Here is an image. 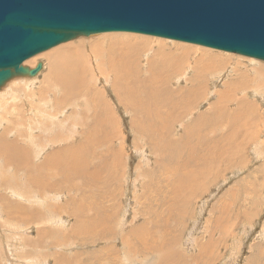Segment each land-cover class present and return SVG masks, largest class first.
I'll return each mask as SVG.
<instances>
[{
	"label": "rangeland",
	"instance_id": "374dc122",
	"mask_svg": "<svg viewBox=\"0 0 264 264\" xmlns=\"http://www.w3.org/2000/svg\"><path fill=\"white\" fill-rule=\"evenodd\" d=\"M125 34L135 44L143 38L135 70L145 82L188 91L196 71L208 72L201 104L169 130L137 117L115 91L108 53L124 50L127 43L111 40ZM84 42L94 59L82 83L67 86L60 72L49 77V58ZM177 43L130 33L79 37L25 62L30 69L43 64L37 77L0 90V264H264V62ZM212 58L221 63L215 70ZM240 100L250 108L236 124ZM218 102L229 103L221 117L234 123L192 130L199 169L156 165L152 136L180 141L201 115L198 124L210 128ZM202 168L205 175L190 177L186 188L174 183L181 171ZM51 202L59 213L50 212Z\"/></svg>",
	"mask_w": 264,
	"mask_h": 264
},
{
	"label": "water",
	"instance_id": "95a60500",
	"mask_svg": "<svg viewBox=\"0 0 264 264\" xmlns=\"http://www.w3.org/2000/svg\"><path fill=\"white\" fill-rule=\"evenodd\" d=\"M130 33L264 62V0H0V90L79 37Z\"/></svg>",
	"mask_w": 264,
	"mask_h": 264
},
{
	"label": "bare ground",
	"instance_id": "6f19581e",
	"mask_svg": "<svg viewBox=\"0 0 264 264\" xmlns=\"http://www.w3.org/2000/svg\"><path fill=\"white\" fill-rule=\"evenodd\" d=\"M114 36H115V39L111 40L112 44L127 43V46L124 48V50L120 51L119 53H108V56L110 57V61H111L109 68H111V70H113L117 75V81L115 82V84L117 85L118 89H116L115 91L120 96L121 101H124L126 105L133 107L134 113L137 117H145L148 121L154 122L157 127H158V124L161 125V123H167V125L164 124L165 125L164 127H166L167 130H169L171 128V125H172L171 122H173L174 120H181V119L185 118L186 116L189 115V113H191V108L193 106H196V105H197L196 107L199 106L198 104H199L200 99L202 98V95H203L202 91L205 88V86H203V84L205 83V74H208V72L199 71V70L196 71L195 74H193L191 79H190V81H193L196 83L188 91H182V90L173 91V90L169 89L167 83L166 84H159V85L155 84L154 82L156 81V78L145 82L144 80H141L140 75L135 70L136 53L140 49L145 48L142 46L143 38L140 39V44H135L133 41H131L129 39L128 40L124 39V38H129L131 35L125 34L122 36L121 35H114ZM177 44H179V42ZM179 46L183 47V46H190V45H185L182 43ZM92 49L93 50L95 49L94 46H92ZM125 51H127V52L130 51L133 53V55L131 54V55H128L126 57ZM157 51H158V53H160L163 50L159 49ZM53 54H55V53H53ZM101 55H102V53L100 52L99 57ZM93 59L94 58H92V55H89L87 53V47L85 45V42L84 43H72L70 45H66V46H64L63 49H59L57 54H55L49 58V62H50L49 77H51L53 75L58 76V74L60 72L62 79H60V78H58V79L63 83H67V86L70 85L71 83L72 84H81L83 81V80H81V76L84 72V67L88 61H89V63H92ZM212 60L214 61V58H212ZM213 61H211L208 64V67L206 69L214 67L212 65ZM214 62L217 64V66L213 70L219 68L221 65V63L218 61H214ZM130 65L133 66V68L129 69ZM97 69L101 70L99 66ZM201 70H203V69H201ZM27 78H29V77H27ZM74 80H77V82L74 83L75 82ZM6 87H5V89H6ZM10 91H12V90L10 89L9 93H10ZM6 96L8 97V95H6ZM200 104H201V102H200ZM216 104L218 106L213 107L214 112H213V116L210 120V123H211L210 128L205 127L201 124H198L200 122L201 117H203V115H201L197 120H195L193 122V124H191L188 127L186 133L184 134L183 139L180 141H177L174 139L162 138L161 135H163V134H160V133L154 134L152 136V143H153V147H154L153 152L158 154L157 159H156V165H158V164H162V165L163 164H169L170 165V164H174V163H176V164L179 163L182 166H186L187 168L192 166L193 170H195L194 166L196 165V167L199 169L200 164L196 158L197 153L195 152L196 154H192V152H194L195 148H196L193 145L194 143L190 140V134H191L192 130L195 128V129H199L200 131L201 130H205V131L214 130L215 131V130H218L219 128L225 126V124L233 125V123H234L233 118L223 119L221 117L222 116L221 109H229V108H227L229 103L218 102ZM247 105L250 108L248 103H246L245 101H241L239 103V106L237 107V110L235 112H233L235 115L234 117L236 118V124H237L238 118H242V119L248 118L247 117L248 116V111H247L248 109H245V107ZM163 107H166L167 110L161 111L159 109V108H163ZM234 127L235 126H231L230 128H234ZM177 146L180 148V151L179 152L173 151L175 148H177ZM82 148H83V146H79L78 154L76 157L77 160L79 161L78 170L80 173H83L86 170V168H85V158L86 157H85V154L83 153ZM182 148H187L188 153L183 152ZM196 151H197V149H196ZM15 160H17V159H15ZM18 161H20V158L18 159ZM21 163H22V161H21ZM102 163L106 164L105 173L107 174V171H108L107 160H103ZM116 168H117V166H116ZM188 173H189V171H188ZM192 173H193V175H189V174L185 173L184 170L181 171L179 174L176 173L177 175L175 176L176 177L175 179H177L178 182L175 181L174 183L180 184V186L182 185L185 187L187 180L190 177L192 178V180H197L201 175L204 176L205 175V169L202 168L201 171L199 173H197L196 175H195L196 172L193 171ZM114 177H115V175H114ZM195 177H197V178H195ZM188 187L191 188V190H193L191 185ZM194 187H196V185ZM176 188H178V187H174V190H173L174 194L177 193ZM181 193H182V190H181ZM184 193H185V190H184ZM196 194H197V190L195 189V191L193 192V195H196ZM47 196H49V195H48V192L46 191V193H42L40 198H42V197L48 198ZM176 197H177V195H175V198L173 199L174 203H175V201H177ZM180 197H181V195H180ZM39 202H43V200L40 199L38 201V203ZM180 202L187 203L188 201L185 202L184 199L180 198ZM52 203L53 202H51L50 212L51 211L58 212L56 206H54ZM46 208H49V207L47 206ZM75 211H76V208H74V213H75ZM52 215H53V213H52ZM25 218L28 220L27 217H24L23 219H25ZM29 220L31 221L33 219L29 218ZM31 223H32V221H31ZM19 228H24L23 224L19 225Z\"/></svg>",
	"mask_w": 264,
	"mask_h": 264
}]
</instances>
